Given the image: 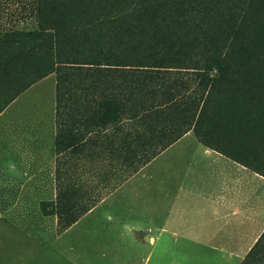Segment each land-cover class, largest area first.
Listing matches in <instances>:
<instances>
[{
    "label": "rangeland",
    "instance_id": "obj_1",
    "mask_svg": "<svg viewBox=\"0 0 264 264\" xmlns=\"http://www.w3.org/2000/svg\"><path fill=\"white\" fill-rule=\"evenodd\" d=\"M189 2L193 0L178 5L166 0H41L40 8L39 0H0V111L27 85L52 76L56 80L58 128L75 121L82 112L87 117L93 115L101 127L89 155L65 156L58 165L60 197L53 210L54 215L59 214L58 236L54 233L53 250L47 252L51 264H207L201 261L206 252L179 251L167 235L158 244L143 241V235L136 232L144 231L149 218H141V204L134 203L135 199L112 202L118 209L116 218L104 216L108 205L86 216L113 184H120L128 172L134 173L146 160H152L164 143L184 129L182 122L188 120L181 109H172V114L159 103L177 94L186 96V104L199 102L211 91L207 83L202 86L191 76L192 69L184 68L204 69L208 64L210 76L222 81L216 82L209 113L197 130L188 133L203 145L227 152L264 173L263 45L259 42L253 55L244 51L251 63L232 68L225 81L219 71L220 61H234L235 50H248L252 29H264V0H198L199 4L192 5L196 10L190 9ZM236 4V12L244 14L240 33L233 28L239 16L225 14ZM188 17L193 23L190 31L184 27ZM42 23L49 26L46 32L55 36L53 41L21 35L37 31ZM170 34L174 47L160 45L157 49L155 40ZM72 55L80 64L73 67L77 72L71 77L66 75L73 71L69 65H62L68 66L63 70L58 66L59 60ZM158 56L166 60L164 68L132 66ZM153 70L168 76L156 81L137 77L138 72ZM60 77L63 82L58 88ZM173 82L185 84L189 91H173ZM166 92L173 97L168 99ZM116 106L124 111L119 118ZM191 110H196L195 106ZM114 116L115 124L124 120L129 126L131 154L126 156L108 155L106 131L112 125L107 120ZM73 220L78 221L70 228ZM246 260L247 264H264V241Z\"/></svg>",
    "mask_w": 264,
    "mask_h": 264
},
{
    "label": "crops",
    "instance_id": "obj_2",
    "mask_svg": "<svg viewBox=\"0 0 264 264\" xmlns=\"http://www.w3.org/2000/svg\"><path fill=\"white\" fill-rule=\"evenodd\" d=\"M83 113L58 128L52 76L0 112V264L52 263L58 165L65 156L89 155L101 129ZM107 121L108 155L131 154L127 122ZM113 185L86 216L108 205L104 216L116 218L111 203L135 199L141 218H149L136 232L143 241L154 245L167 235L179 251L206 252L207 264H243L264 233V176L192 132Z\"/></svg>",
    "mask_w": 264,
    "mask_h": 264
},
{
    "label": "trees",
    "instance_id": "obj_3",
    "mask_svg": "<svg viewBox=\"0 0 264 264\" xmlns=\"http://www.w3.org/2000/svg\"><path fill=\"white\" fill-rule=\"evenodd\" d=\"M109 1H111V2H124L125 0H109ZM166 1L169 2V3H171L172 5H178V4H182V2L185 1V0H166ZM195 3L199 4L198 0H193V2H189L188 3V6L190 7V9H195V8L192 7V5L195 4ZM237 4H236L235 8L233 9V11H230V12H226L225 11L226 12L225 14H228V16H231L232 12H235L239 16V19L237 18L238 21H236V23L233 25V28L237 31V33H240L241 32L240 31V28L242 27V25L240 24V21L241 20H244V19H242L244 17V14H242L240 12H236V10H237ZM39 6L41 8V0H39ZM221 19L222 20H225L223 14H222ZM232 22L233 21H230L226 25L229 26V25H231ZM46 27H49V26L46 23H42L40 25V28L37 31L30 30L27 33H23L21 35L24 36V37L35 38V39H37L39 41L50 40V38L53 41V38L55 36L47 33L46 30L48 28H46ZM184 27H185V29L187 31H190L191 30L190 28L193 27L192 18L188 17L187 21L185 22V26ZM231 30H233V29H231ZM252 31H253V34H250V40H249V44L250 45H249L248 50H243L242 48L235 50L234 51L235 52V59L230 64H227L224 61H220L219 62V71L221 72L220 73V76H221L222 80L225 81L226 79H228L229 72H230V70L232 68H242L244 65H249V63H251L250 62V60H251L250 57L245 56L244 55V51H248V52L251 53V55H253L255 53L256 49L259 48V45H258L259 42L264 47V29L261 28V29H258L256 31H254L252 29ZM250 32H251V30H250ZM174 42L175 41H174L172 35L170 34V35H167L164 38L155 40L154 43L156 45V48L158 46H160V45L161 46H164V47H167V48H173L174 46L171 43H174ZM157 49H159V48H157ZM183 49H184V51H186L185 48H183ZM183 49H181V51ZM165 61L166 60L163 57L158 56V57H155V58H150L149 60H144V61L136 62L132 66H134L136 68H140V69H142V68H151V69H156L157 68V69H161V68H164V67H162V65H165L166 64ZM59 63H61V64H59L60 66H58V68L59 67H61V68L58 69V70H63V69H65L63 67H68V66H62V65H69V71L70 70H73V71L69 72V74H66V75H70V76L71 75L72 76L75 75L74 73L77 72V70L73 69V67L80 64L79 62H77V61L74 60V56L73 55L72 56H67V59L64 60L63 62L61 60H59ZM116 63L119 64L121 62L119 60H116ZM122 63H124V62H122ZM85 64H92V63H85ZM118 64H112V65L108 64V66H122V65H118ZM173 68H178V67H168L167 69H173ZM209 68L210 67H208V64H205V68L204 69H202V68H184V69H192L193 70L191 76L192 77H195V78H198L200 85L203 86L205 83H207V86L211 88V91H209L208 94L203 95V97L199 99L200 100L199 102H196L194 100V101L186 104V102H189V101H187L188 99L186 98V96H182L181 94H177V96L175 95L173 97L174 94L172 95L171 93L166 92V94L168 95L167 97H169L168 99H170L172 97L173 98L171 100H166V101H163V102H160L159 103V105H161L162 107H164L163 109L170 110L171 113H172V109L176 110L177 108H180L181 109V115H186L187 116V120H188V121L186 120L187 122H185V123L182 122V126L183 125L185 126L184 129L182 130V132L178 136H176L172 141H170L168 143H164L163 144V147H162L163 149H166L167 147H169L172 144H174L175 142H177L179 139H181L184 135H186L193 128L195 130H197L198 127H199V124L203 121L205 115H207V113H209V110L211 108L209 106L211 105V101L213 100V91L217 87V83L216 82H217V80H220L221 81V79L219 77H217V76H215L213 74H211V76H210L209 73L212 70H209ZM143 71H145V70H143ZM230 74H232L230 76L231 78H234L235 77V73H230ZM161 76H168V73H160L159 71H154L153 70V72H138V75H137V77H139V78H145V80L151 79V80H154V81L159 80ZM217 78H219V79H217ZM62 79H63V77H60V79L58 81V88L59 87L61 88V84L63 82ZM229 81L232 82L233 80L231 79ZM33 84H31L29 86L27 85V87L25 89H23L20 92V94L23 91H25L26 89H28L30 86H32ZM171 85H172V87H170V88L171 89L173 88L174 89L173 91H175V89L179 93H180V91L182 89H184L187 92L189 91V89L186 88L185 84L180 85V84H178V82H173V83H171ZM179 88L181 90H179ZM16 97L12 98L9 101V103L12 102ZM173 101H174V104L171 106L170 103H172ZM7 105L3 109H5L7 107ZM119 106H116L115 107V109L118 108V110L116 111V114H117L116 117H118V118L120 117L121 114L122 115L124 114L123 108L122 107H119ZM194 106H195L196 110L192 111L191 108L192 107L194 108ZM198 112H200V113L198 114V116L196 118V115H197ZM189 115H191V116H189ZM194 121H196V122H194ZM154 157H155V155L152 156V159ZM150 161H151V159H148L144 163H142V165L147 164ZM248 167H250L251 169H253L257 173H259L262 176H264V173L263 172H260L259 169L257 167H255V165L253 167H251V166H248ZM59 220H60V224H61V222H62V224H64L62 218H60ZM77 221L78 220L71 221V224H70L69 227H71ZM263 241H264V233L260 237V239L258 240V242L256 243V245L254 246V248L251 250V252L248 254L247 258L251 257V255L253 253L255 254L257 248L260 247V245H261V243ZM246 261L247 260L244 261L245 264H247Z\"/></svg>",
    "mask_w": 264,
    "mask_h": 264
}]
</instances>
